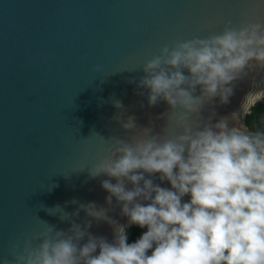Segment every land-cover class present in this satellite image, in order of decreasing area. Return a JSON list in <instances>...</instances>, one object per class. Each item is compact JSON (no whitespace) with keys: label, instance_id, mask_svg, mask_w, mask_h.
Returning a JSON list of instances; mask_svg holds the SVG:
<instances>
[{"label":"water","instance_id":"1","mask_svg":"<svg viewBox=\"0 0 264 264\" xmlns=\"http://www.w3.org/2000/svg\"><path fill=\"white\" fill-rule=\"evenodd\" d=\"M229 21L264 22V0H0V264H14L11 245L43 231V221L66 232L77 224L112 242L113 224L86 207L108 209L126 230L139 227L114 197L107 202L101 181L109 177L92 178L89 167L108 155L111 137L166 127L170 106H150L148 90L137 86L144 62ZM262 80L264 70L248 71L227 104L217 98L200 116L215 123L241 112ZM129 117L132 130L122 127ZM175 131L169 119L164 134ZM151 178L170 188L159 174Z\"/></svg>","mask_w":264,"mask_h":264},{"label":"clouds","instance_id":"2","mask_svg":"<svg viewBox=\"0 0 264 264\" xmlns=\"http://www.w3.org/2000/svg\"><path fill=\"white\" fill-rule=\"evenodd\" d=\"M255 69L264 70V22L229 21L219 32L164 45L138 69L137 85L150 106H170L162 134L143 128L140 136L111 137L108 155L89 167L90 177H109L101 181L107 202L114 197L129 224L146 231L129 243L108 209L92 205L90 214L81 205L113 224L112 242L77 224L66 232L43 221V231L11 245L14 264H264V129L240 125L264 88L250 91L230 117L200 116L217 98L227 104L234 82ZM169 119L176 131L165 135ZM122 127L136 128L134 118Z\"/></svg>","mask_w":264,"mask_h":264},{"label":"trees","instance_id":"3","mask_svg":"<svg viewBox=\"0 0 264 264\" xmlns=\"http://www.w3.org/2000/svg\"><path fill=\"white\" fill-rule=\"evenodd\" d=\"M264 101L258 102L252 109L249 115L245 118V123L250 131H256L264 129ZM185 197L184 199H186ZM146 231L140 227H132L127 230L128 234V242L132 243L135 242L142 233Z\"/></svg>","mask_w":264,"mask_h":264},{"label":"flooded vegetation","instance_id":"4","mask_svg":"<svg viewBox=\"0 0 264 264\" xmlns=\"http://www.w3.org/2000/svg\"><path fill=\"white\" fill-rule=\"evenodd\" d=\"M264 115V114H263ZM189 198L187 197L186 199H185V201H187Z\"/></svg>","mask_w":264,"mask_h":264}]
</instances>
